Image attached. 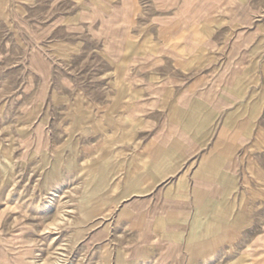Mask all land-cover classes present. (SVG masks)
<instances>
[{"label": "rangeland", "instance_id": "rangeland-1", "mask_svg": "<svg viewBox=\"0 0 264 264\" xmlns=\"http://www.w3.org/2000/svg\"><path fill=\"white\" fill-rule=\"evenodd\" d=\"M236 35L259 53L262 82L245 76L254 111L264 0H0V264H264V122L230 203L194 227L208 251L186 238L144 251L126 224L143 140L170 117L141 105L144 79L159 82L175 39H191L184 68L199 77Z\"/></svg>", "mask_w": 264, "mask_h": 264}, {"label": "crops", "instance_id": "crops-1", "mask_svg": "<svg viewBox=\"0 0 264 264\" xmlns=\"http://www.w3.org/2000/svg\"><path fill=\"white\" fill-rule=\"evenodd\" d=\"M238 37L215 42L218 46L227 43V48H215L211 63L199 77L192 73L195 69L184 68L192 54L183 42L191 39H175L169 50L172 55H165L166 65L158 67L159 82L144 79L141 105L148 113L156 109L170 115L158 125L152 140H143L147 152L139 157L145 160L148 172L139 175L143 177L138 178L139 188L126 203V224L140 228L144 251L152 246L177 253L181 238L187 239L193 255L208 251L206 241H197L209 235L208 229L198 232L196 223L208 220L211 206L230 203L247 155L259 151L255 144L264 122V104L253 111L243 102L245 76L257 74L262 82L259 53L235 47ZM262 89L258 87L256 92ZM214 227L210 231L221 228ZM211 234L217 236L218 232Z\"/></svg>", "mask_w": 264, "mask_h": 264}]
</instances>
